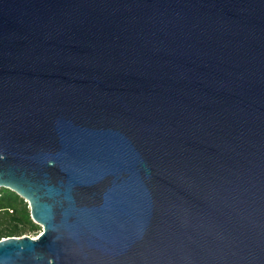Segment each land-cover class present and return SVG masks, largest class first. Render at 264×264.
<instances>
[{
	"label": "water",
	"instance_id": "obj_1",
	"mask_svg": "<svg viewBox=\"0 0 264 264\" xmlns=\"http://www.w3.org/2000/svg\"><path fill=\"white\" fill-rule=\"evenodd\" d=\"M1 187L0 264H264V0H0Z\"/></svg>",
	"mask_w": 264,
	"mask_h": 264
},
{
	"label": "trees",
	"instance_id": "obj_2",
	"mask_svg": "<svg viewBox=\"0 0 264 264\" xmlns=\"http://www.w3.org/2000/svg\"><path fill=\"white\" fill-rule=\"evenodd\" d=\"M42 229L31 215L29 203L15 191L0 188V240L38 233Z\"/></svg>",
	"mask_w": 264,
	"mask_h": 264
},
{
	"label": "rangeland",
	"instance_id": "obj_3",
	"mask_svg": "<svg viewBox=\"0 0 264 264\" xmlns=\"http://www.w3.org/2000/svg\"><path fill=\"white\" fill-rule=\"evenodd\" d=\"M42 230H43V228L40 231H38V233H31V234H28V235H30L32 237H38Z\"/></svg>",
	"mask_w": 264,
	"mask_h": 264
}]
</instances>
